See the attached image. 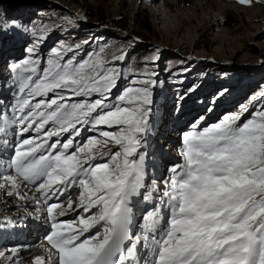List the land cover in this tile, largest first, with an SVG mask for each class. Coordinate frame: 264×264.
<instances>
[{"label": "snow or ice", "instance_id": "1", "mask_svg": "<svg viewBox=\"0 0 264 264\" xmlns=\"http://www.w3.org/2000/svg\"><path fill=\"white\" fill-rule=\"evenodd\" d=\"M9 30L35 39L0 83V157L10 153L0 187L26 200L21 188L34 186L43 197L46 255L34 264H264V92L259 107L191 122L180 132L181 162L150 177L159 73L145 67L120 87L128 53H83L80 43L53 47L42 68L46 29L0 23Z\"/></svg>", "mask_w": 264, "mask_h": 264}, {"label": "rangeland", "instance_id": "2", "mask_svg": "<svg viewBox=\"0 0 264 264\" xmlns=\"http://www.w3.org/2000/svg\"><path fill=\"white\" fill-rule=\"evenodd\" d=\"M161 1L156 0L152 6L142 0H0V23L7 25L15 20L29 29H46L43 34L47 39L39 49L42 68L53 47L80 43L83 53L100 47L110 53H128V59L119 64L127 77L120 87L145 67L159 73L153 105L156 124L148 148L150 177L154 174L157 178L166 176L168 167L181 162L180 132L187 130L191 122L203 116L206 126L238 111L244 104L250 109L254 104L259 107V97L264 92V0H252L250 5L240 4L239 0H203L202 5L201 0H167L169 8H164ZM158 8L170 10L171 14L189 13L196 19H171L164 27L166 22L162 24L153 13ZM147 22L150 29L143 28ZM32 39L35 37L23 32L0 33V83L9 75L8 64L26 54L23 49L31 46ZM157 48L161 49L157 65L147 63ZM194 86L195 91H188ZM181 96L184 98L180 99ZM253 96L257 101H250ZM209 108L212 110L208 111ZM10 129L12 135L8 134V138L15 140L17 137ZM86 135L91 133L82 134ZM7 191L4 194L0 190V197H6ZM78 193V189L71 191L73 200ZM10 201L15 203V198ZM24 207L0 208V233L7 229L0 236V264L14 262V257L34 250L6 257L12 248H21L26 241L16 244L9 227H2L4 218L14 222L20 216L17 212ZM34 211L37 210L32 214ZM74 215L70 212L63 219ZM43 220L48 224L46 215L40 220L41 225ZM41 230L38 227L37 235L30 230L27 239L46 244L42 239L45 232ZM18 259L20 264L23 258ZM25 259L34 262L32 255Z\"/></svg>", "mask_w": 264, "mask_h": 264}, {"label": "bare ground", "instance_id": "3", "mask_svg": "<svg viewBox=\"0 0 264 264\" xmlns=\"http://www.w3.org/2000/svg\"><path fill=\"white\" fill-rule=\"evenodd\" d=\"M142 1H144L146 4L155 6L154 2L156 0H142ZM161 4L163 5L164 8H167V7L169 8L167 0H162ZM202 4H203V0H201V4L200 5H202ZM153 11H154L153 13H155L156 16L160 17L162 24H164L166 22L164 24V27L168 26L166 24H168L167 22H169V20H171V19H179V20L180 19H186L187 21H193L194 19H196V17L194 15L189 14V13H186V14H181V13L171 14L170 10L161 11V10H159V8L158 9H153ZM172 11L176 12V10H172ZM201 19H204V18H201ZM212 26L215 27V22H213ZM180 28H181V26H180ZM181 29H183V28H181ZM237 52L240 53L241 50H238ZM7 130H8V132H10L9 133V137H11V135H12L11 129L9 130V128H8ZM166 137H167V135H166ZM0 190H1V193H3L5 191L4 194H6V190L10 191L11 189L7 188V187H1ZM20 194L21 195L27 194V196L29 198L26 199V200H21V199H19L18 196H15V195L10 196V195L7 194L6 197H2V198L0 197V208L4 209V208H7V207H11L13 205H16L17 207H21V206H25L26 207V208L24 207L25 210L17 212L18 214H20V216H16L15 217L14 223L18 222L19 220H20V223H21V221H23V217H25V218L26 217H30V219L33 218V217H37V218H40L39 220H41L42 217L45 216V208H46V205H45V203L43 201V197L39 193L35 192L34 187H32V189H29L28 187H22ZM77 196L78 195H76V197ZM76 197H74V198L76 199ZM13 198H15V201H13L15 203H12V201H10ZM37 199L40 200L39 204L36 202ZM5 202H8V204L5 203ZM33 210H37V211H34V213L32 214ZM30 212H31V214H30ZM20 223L18 222V223H16V225L18 226ZM44 245H45V243H43L42 241L41 242L39 241V242H36V243L34 241H31V242L30 241H26V242H23L21 244V246H20L21 248H19V247L16 248L18 251L15 253V255H19V254L23 253L24 251H26L27 249H34V250H28L27 253L25 255H23V257H20V256L14 257L12 251L10 250L9 255H7L6 257H8V256L11 257V255H13V257H14L15 261L11 262L9 264H18L19 263V259L18 258H23V259H20V264H34V262L32 260L28 261L25 258L29 257L31 255H32L33 258H35L37 256L36 252L39 253V254L41 253V255H46L45 249H44ZM5 252H6V249L3 250V253H5ZM6 257H5V260H6Z\"/></svg>", "mask_w": 264, "mask_h": 264}, {"label": "trees", "instance_id": "4", "mask_svg": "<svg viewBox=\"0 0 264 264\" xmlns=\"http://www.w3.org/2000/svg\"><path fill=\"white\" fill-rule=\"evenodd\" d=\"M143 28H144V29H150L149 22L144 23Z\"/></svg>", "mask_w": 264, "mask_h": 264}]
</instances>
